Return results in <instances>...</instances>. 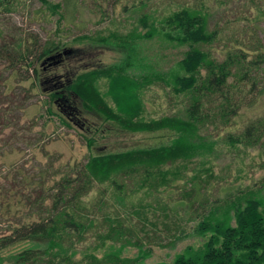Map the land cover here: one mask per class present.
Here are the masks:
<instances>
[{
  "label": "trees",
  "instance_id": "obj_1",
  "mask_svg": "<svg viewBox=\"0 0 264 264\" xmlns=\"http://www.w3.org/2000/svg\"><path fill=\"white\" fill-rule=\"evenodd\" d=\"M19 1L0 0V12L14 9ZM147 1L133 0L126 5L136 11L143 9L138 19L146 31L134 33L131 41L117 42L128 49L125 60L77 73L75 77L58 70L52 77H43L44 62L36 65L37 60L43 61L56 51L60 43L48 41L41 46L33 37L32 41L15 35L6 38L0 32V62H6L10 71H17V67L26 69L25 78L31 77L33 88L49 93L53 107L50 113L60 114L67 123L63 115L71 113L68 109L77 110L78 117L84 111L96 112L99 118L124 130L160 132L163 138L152 145L93 153L81 163L56 167L54 159L48 160L39 168V179L26 185L22 193L14 190L10 194L0 183V216L8 217L7 224L0 226V264H147L144 259L151 247L146 248L141 238L133 240L137 231L151 229L161 234L170 230L171 235L182 230L171 235L172 242L188 232L179 226L181 217L171 221L168 203L163 202V213H155L157 209L143 197L133 202L131 193L135 189L153 194L177 180H184L182 186L191 185L202 172L211 176V159L222 145L264 148V113L243 123L237 119L244 108L257 105L264 95V38L257 29L248 22L240 30L229 25L232 33L228 35L223 33L225 26L210 29L211 6L206 0L179 4L161 19L148 13ZM218 1L227 4L232 0ZM43 2L55 13L61 7L60 3ZM244 5L247 10L255 9L254 21L264 16V0H244ZM242 11L240 18L251 20ZM159 34L186 46L177 61L179 69L162 73L149 68L145 74L129 73L134 67L145 68L135 40ZM223 40L220 55L207 47ZM61 64L62 59L59 67ZM4 72L0 70L1 79ZM100 76L109 81L106 94L112 97L113 104L100 92ZM146 76L169 78L170 91L183 96L182 108L176 113L145 117L140 93L144 86L141 79ZM9 90L5 80L0 82V154L5 149L2 144L8 140L3 138L5 131L11 128L12 134L18 132L20 119L14 122L12 113L26 105V100L16 98L15 91L11 90L13 95L9 96ZM15 101L19 102L16 106ZM93 143L91 139L90 145ZM131 182L135 187L128 185ZM95 186L99 191L85 203L84 198ZM263 187L264 183L259 187H239L217 197H211L207 188L198 199L191 188L184 187L183 195L192 199V215L188 219L197 218L193 232L199 234L202 242L185 246L170 262L154 264H264ZM15 197H20L18 215L11 210ZM91 238L101 240L87 245L92 250L109 242L105 258L91 251L76 259L77 244ZM130 244L139 248L138 254L120 257L123 248ZM9 247L16 251L5 252ZM7 258L10 263L4 262Z\"/></svg>",
  "mask_w": 264,
  "mask_h": 264
},
{
  "label": "rangeland",
  "instance_id": "obj_2",
  "mask_svg": "<svg viewBox=\"0 0 264 264\" xmlns=\"http://www.w3.org/2000/svg\"><path fill=\"white\" fill-rule=\"evenodd\" d=\"M47 1L49 4L60 3L61 7L57 13L52 12L43 0H20L14 9L0 12L2 36L5 35L6 38L13 35L16 38L23 36L24 39L30 41L33 37L41 46L47 45L48 41L61 44L56 51L47 56L54 54L52 57L49 59L46 57L43 61L37 60L36 65L44 62L41 72L43 77H52L57 70L64 71L68 77H75L77 73L87 72L92 68L121 63L125 60L128 49L119 46L118 43L131 41L134 33L146 31L138 19L139 11L143 9L140 8L139 11H136L130 6H126L130 5L133 0ZM192 1L195 0H149L146 10L155 15L156 19H161L169 11L179 8L182 3L187 4ZM206 2L211 6L210 29L216 25L225 26L223 33L228 35L232 33L230 32L231 28L228 29L229 25H235L233 28L240 30L248 22V25H253L257 29L258 35L264 38V16L254 21L252 18L255 17L256 11L252 8L247 10L244 0H232L227 4H220L218 0H206ZM125 7L127 8L125 9ZM242 10L251 20L240 18L243 15ZM227 23L228 25H226ZM224 40L214 41L211 46L207 47H211L213 52L220 55ZM135 42L137 51L143 57L142 66L145 68L134 67L129 70V73L145 74L149 68L162 73L179 69L177 61L186 48L185 45L170 42L163 34L152 38L136 39ZM40 48L38 46L37 51ZM56 53H59L60 56H56ZM61 59L62 67H59ZM30 60H33V56H30ZM6 65V62H0V70L5 71L4 78H0V82L5 80L7 86L10 87L9 96L13 95L12 92L15 91L16 98L26 100L23 110L12 113L14 122L20 119L17 125V134H12L11 128H8L3 135V138H8V140L2 144L5 149L4 153L0 154V183L1 186L4 185L5 190H9L10 194L14 190L22 193L21 190L25 189L26 185L39 179V168L48 160L54 159L56 167L67 163H81L93 153L118 151L133 146H147L156 144L163 139L160 132L124 130L114 122L105 121L103 117L99 118L96 112L84 111L81 112V117H78L77 110L68 109L71 113L66 112L63 115L68 120L66 123L60 118V114L50 113V109L53 107H51L49 93L33 88L31 77L25 78L27 73L24 67L20 69L17 67V71H10ZM29 71L30 74L33 73L32 68ZM167 79L169 78H151L149 76L141 79L144 86L140 96L143 102L142 114L145 117L176 113L180 107L182 108L183 96H177L170 91ZM108 82L105 77H98L97 84L100 92L106 95L113 104L112 97L106 94L109 88ZM12 98L14 97L12 96ZM14 103L16 104L13 105L16 106L19 102L15 101ZM260 113H264V95L257 105L244 108L237 119L243 123L249 117ZM91 139L94 140L92 146L90 145ZM211 164L213 174L206 176V172H202V176L191 185L182 186L184 180H177L172 186L165 187L158 193L147 194V191L145 192L142 188H137L131 193L133 202L143 197L145 202H150L157 209L155 213H163V202L168 203L170 207L167 209L171 221L176 220L178 216L181 217L182 224L179 226L188 232V234L182 235L179 240L172 242L171 235H178L182 230L172 232L171 235L168 233L170 230H164L161 235L154 233L151 229L149 231L139 229L136 236H133V240L141 238L146 248L151 247V253L144 259L145 263L170 262L175 254L183 250L185 246L198 245L202 242L199 234L193 232L197 218L188 219L192 215L190 211L192 199L189 200L183 195L184 187L191 188L194 197L197 198L202 197L203 192H207V188L211 197H217L231 193L239 187L243 189L250 185L259 187L264 183V148L262 147L245 148L240 146L233 148L229 144L228 146L222 145L215 153L214 158L211 159ZM188 172L192 173L193 171ZM128 185L135 187L132 182ZM98 191L99 187L95 186L84 198V202L92 199ZM18 199L15 197L11 201V210L13 214L17 215L21 212V207L17 203ZM7 218V216H0V226L7 224ZM1 231H3L2 228H0ZM100 241L98 238H91L90 241L79 242L76 246L75 258L78 259L91 251L97 252L100 258H105L109 242H106L103 247L98 246L99 248L95 250H92L93 247L87 248V245H93ZM160 242L164 243L163 246L157 244ZM119 244L120 242L115 245L119 246ZM12 248L9 247L5 252L16 251ZM138 251V247L130 244L123 248L120 257H134ZM4 262L10 263V258L5 259Z\"/></svg>",
  "mask_w": 264,
  "mask_h": 264
}]
</instances>
